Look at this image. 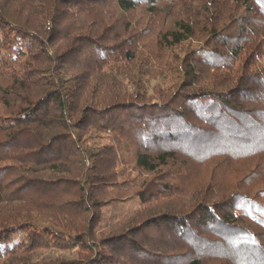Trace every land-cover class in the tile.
<instances>
[{
	"label": "trees",
	"instance_id": "obj_1",
	"mask_svg": "<svg viewBox=\"0 0 264 264\" xmlns=\"http://www.w3.org/2000/svg\"><path fill=\"white\" fill-rule=\"evenodd\" d=\"M0 264H264V0H0Z\"/></svg>",
	"mask_w": 264,
	"mask_h": 264
},
{
	"label": "rangeland",
	"instance_id": "obj_2",
	"mask_svg": "<svg viewBox=\"0 0 264 264\" xmlns=\"http://www.w3.org/2000/svg\"><path fill=\"white\" fill-rule=\"evenodd\" d=\"M191 42H195V41H191ZM177 52L180 53V55H181L180 50H177ZM155 80L156 81H153L151 83L153 86H155V84H158V83L159 84L164 83V81H162L160 78L159 79L156 78ZM87 136H88V138L91 137L92 140L94 139V142L96 144H100L103 142L110 141V137L107 136V134L104 133L103 131L98 132L97 130H91V131H89ZM87 142H90V140H87ZM216 145H219V147H223L224 142L218 141V143ZM245 146H247V144H242V142L241 143L238 142L237 145H234L233 143L231 144V147L238 148L239 150H242L243 148H245ZM260 158L262 159L263 156ZM219 160L221 161V158L216 157L212 160V163H210V164H218ZM212 166L213 165H208V167H209L208 171L204 174L201 173L200 177H198V179L194 182V185L197 186L199 184H206L205 181H207L209 179V176L211 174V170L214 168ZM215 169L216 170L213 169L212 172L214 173L215 178L217 179V183L219 184L220 188L221 187L224 188L227 181L232 178V175H229L228 172H225L222 168L217 167ZM128 172L131 174H134V173H132V171L131 172L128 171ZM205 193L209 194L210 191L206 190ZM120 198H124V197L120 196L119 199ZM129 198L130 197L125 198V199H120V200H117L114 202H118V205H120V207L127 208L128 212H132L135 209V205L133 202L135 200L133 199V201H132V199H129ZM86 254H87L86 252L82 251L78 247H73V248H69V249H59L56 246H49L48 248L37 250L33 255H31L30 258H31L32 262L42 261V260L48 262V261H54L57 259H68V260H73L76 258L79 259L81 256H84Z\"/></svg>",
	"mask_w": 264,
	"mask_h": 264
},
{
	"label": "snow or ice",
	"instance_id": "obj_3",
	"mask_svg": "<svg viewBox=\"0 0 264 264\" xmlns=\"http://www.w3.org/2000/svg\"><path fill=\"white\" fill-rule=\"evenodd\" d=\"M257 2L259 3V2H260V0H257Z\"/></svg>",
	"mask_w": 264,
	"mask_h": 264
}]
</instances>
